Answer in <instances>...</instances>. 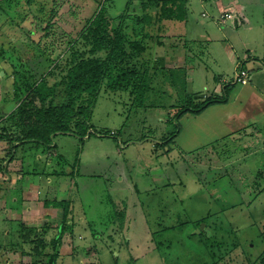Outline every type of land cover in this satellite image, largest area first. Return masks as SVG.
Returning <instances> with one entry per match:
<instances>
[{"label":"rangeland","instance_id":"374dc122","mask_svg":"<svg viewBox=\"0 0 264 264\" xmlns=\"http://www.w3.org/2000/svg\"><path fill=\"white\" fill-rule=\"evenodd\" d=\"M111 1L110 12L122 13L126 0ZM142 1L132 0L134 13L141 12ZM214 1L190 0L186 21H165L170 29L159 33L168 39L167 54L185 50L179 44L172 49L166 32L192 40L185 86L156 88L144 106H136L129 92L106 91L104 84L90 121L93 135L84 140L58 135L54 148L34 159L27 145L14 142L10 150L5 136L15 132L6 120L15 109L12 67L20 73L41 63L42 73L52 61L58 63L60 69L47 81L58 83L53 105L63 103L60 81L69 47L105 0H22L18 5L0 0L5 9L0 8V264H35L32 256L46 257V264L52 258L54 264H242L264 252V131L221 138L192 113L173 120L177 107L172 105H181L188 95L200 97L197 102L215 96V88L222 91L221 78L236 77L241 65L235 71L223 43L241 59L250 48L264 56L263 6L250 0L247 24H236L235 17L219 24ZM240 88L236 84L232 99ZM259 102L253 97L248 106L259 110ZM219 109L213 117L228 116ZM23 157L39 172H50L56 158L64 157L70 166L66 175L27 176L35 186L23 188V210L10 214L5 201L10 196V204L19 205ZM47 201L65 206L47 207Z\"/></svg>","mask_w":264,"mask_h":264},{"label":"trees","instance_id":"16d2710c","mask_svg":"<svg viewBox=\"0 0 264 264\" xmlns=\"http://www.w3.org/2000/svg\"><path fill=\"white\" fill-rule=\"evenodd\" d=\"M21 1L15 0V4L18 5ZM112 2L105 0L99 10L86 19L84 26L69 47L67 64L62 70L65 74L60 81V84L65 86L66 92L63 103L53 105L58 83L50 86L47 81L49 76L60 69L58 63L55 64L52 61L48 72L42 73L39 70L41 63L35 69L23 70L20 73L17 70L13 71L12 67L15 109L6 115V120L17 133L11 131L9 132L11 136L8 134L5 136L14 148L15 144L29 146L35 159L43 152L54 148L52 142L58 135H73L82 140L92 136L93 127L90 121L104 84H106V91L129 92L136 106H144L147 95L156 88L177 86L180 82L183 86L186 85L184 68L159 66L155 64V61L153 62L152 55H154L155 47L164 45L165 40H168L159 34L165 30L164 22H183L187 19L189 0H144L140 13H134L131 10L132 0H126L122 13L117 15H113L109 10ZM6 7L12 8L13 5ZM0 8L5 11L1 4ZM78 42L82 43V48H77ZM3 49L0 50V56L4 52ZM37 58L40 59L41 55ZM46 59L51 61L49 57ZM241 63V67L246 69L245 63L243 61ZM15 69H18L16 65ZM235 86V82L224 84L220 94L209 96L198 102L196 100L199 98L196 99L195 95H188L181 105H178L179 107L172 105L174 108L177 107L173 120L178 121L188 113L200 115L210 106L227 103ZM37 99L40 107L36 106ZM26 106L28 108H25ZM30 108L34 110L30 111ZM173 120L170 121L174 122ZM175 128V132L171 134L172 139L180 130L178 125ZM4 137L3 139H7ZM26 159L23 157L24 180L27 176L38 173L66 175L65 168L70 166L69 161L64 157L56 158L52 160L53 163L56 162V165L50 169V172H39L37 167H34L33 172L28 165H25L28 162ZM77 161L78 157L75 164L71 165L72 168ZM260 173L263 174V172ZM17 194L20 196L19 205H11L9 201L7 207L20 208L23 202V191L17 189ZM45 205L60 208L64 207L65 203L47 201ZM66 216L65 213L60 225L62 230L65 228ZM31 260H37L35 264L47 263V258L43 256H32ZM49 261V264H54L55 259L52 258ZM242 264H264V252L254 261L244 259Z\"/></svg>","mask_w":264,"mask_h":264},{"label":"crops","instance_id":"0c3cea01","mask_svg":"<svg viewBox=\"0 0 264 264\" xmlns=\"http://www.w3.org/2000/svg\"><path fill=\"white\" fill-rule=\"evenodd\" d=\"M189 2L187 4L188 12H189ZM214 2H215L214 8L216 9L218 15L220 16L223 12L232 13L237 19L238 18L240 19L236 22V24L240 21H242L244 24L248 22V18H247L248 12H249V9L247 8L248 5H251L252 3L255 2L256 4H259L261 7L263 6L264 8V3H257L256 0L254 2H250V0H215ZM203 4L205 3L200 2L201 6ZM253 12L254 11L250 12L249 14H253ZM166 29H170V28L165 26V30ZM166 33L171 35L169 44H172L173 46L172 49H175V47L178 48L179 47L178 44H179L183 46L186 53L182 52L181 54H179L175 50L176 52L172 54H167V52H165V49H167L166 46H169V45H167L168 40H165V44L162 46H159L158 51H156V48L154 50L155 51V64L162 66V67H166V68H184L188 72V75H189V70H190L189 65L191 63L190 62L191 56L189 54L190 52L188 53V51H192V50L188 49L187 46L189 45L188 42H191L192 40L186 41L187 40L186 38H184L183 36H179V34H176L175 32H171V33L166 32ZM223 45L225 46L227 56L231 60L234 61L235 71H236L237 65L239 64L241 65L242 61L245 63V68L249 70V73L251 74L250 82L244 86L240 85L241 88L239 92L237 93V95L234 97V99H232V97L230 96L229 101L227 103L210 106L206 110H204L200 115H196V116L198 118L206 119L205 120V124H207L206 126L211 128L214 132L216 131V133H218L216 134L217 137L222 138L226 135L231 136L233 133L240 134L243 132L245 133V135H252V136H254L255 133H258V134L263 133L264 131V56H259V53L257 54L254 48H250L248 52L245 53L246 56L244 57V59H241V58L236 57V55H234L233 53V50H230L229 47L225 43H223ZM188 75H187V79H189ZM219 82L221 83V85L232 83V82L236 83L235 75H234V80L232 81H224V79L221 78ZM214 91H215L214 93H216L215 95H217L218 93L219 94L221 93L216 88ZM260 93L262 94V96ZM257 96L263 100V103L259 102L261 105V108L259 110H255L253 107L248 106V104H250V100L253 97H257ZM202 97H205V96H202ZM231 99L233 101H231ZM241 100H242V104L238 105L237 102ZM217 106H220V107H218L216 111H212V110H215L212 108H217ZM219 108H225L226 111L224 113H228V116L214 115L215 117H213V114L215 112L218 111L221 113V109ZM251 123L254 124L252 129L249 128V124ZM253 128H255L256 130L254 131ZM12 145L13 144L10 143V147H9L10 150H12L11 148ZM14 163H15L14 160L11 161V164H14ZM29 180H30L29 177H27L25 180L23 179V182L25 183H24V186L21 187V190H23V188H25L26 186H28V188L35 186L33 181L26 182ZM24 196H25V190H23V198ZM9 198L10 196H8L5 201L7 205L9 203ZM24 203L25 201L23 200L20 208L14 207L15 208L14 209V208L6 207V209L9 210L10 214L11 213L15 214V212L23 210Z\"/></svg>","mask_w":264,"mask_h":264},{"label":"built area","instance_id":"2783aa9c","mask_svg":"<svg viewBox=\"0 0 264 264\" xmlns=\"http://www.w3.org/2000/svg\"><path fill=\"white\" fill-rule=\"evenodd\" d=\"M204 16H206L204 14ZM234 15L232 13L229 12H223L220 17L218 18V23L219 24H224L227 20H233L234 19ZM235 22L238 21V19L235 17ZM235 81L236 83L240 84V85H247L250 82V73L247 69H244L242 67H240L238 73L236 74L235 77Z\"/></svg>","mask_w":264,"mask_h":264},{"label":"water","instance_id":"95a60500","mask_svg":"<svg viewBox=\"0 0 264 264\" xmlns=\"http://www.w3.org/2000/svg\"><path fill=\"white\" fill-rule=\"evenodd\" d=\"M204 226H205V224H202V226L200 227V229H198V230L196 231V233H200V232L203 230ZM61 231H62V227L59 228V231H58V237H59V235L61 234Z\"/></svg>","mask_w":264,"mask_h":264}]
</instances>
